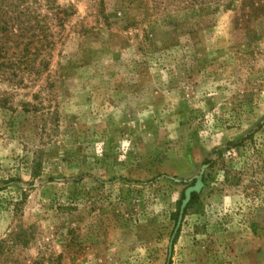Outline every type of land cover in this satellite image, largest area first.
<instances>
[{"label": "rangeland", "instance_id": "374dc122", "mask_svg": "<svg viewBox=\"0 0 264 264\" xmlns=\"http://www.w3.org/2000/svg\"><path fill=\"white\" fill-rule=\"evenodd\" d=\"M28 5L0 264H264V0Z\"/></svg>", "mask_w": 264, "mask_h": 264}, {"label": "trees", "instance_id": "16d2710c", "mask_svg": "<svg viewBox=\"0 0 264 264\" xmlns=\"http://www.w3.org/2000/svg\"><path fill=\"white\" fill-rule=\"evenodd\" d=\"M196 1L198 0H193V3ZM28 3L29 0H0V75L3 78L10 77L11 74L17 75V71L27 68L34 71V60L29 56V47L33 41L36 42L35 39L39 40V35L35 32L36 28H32V18L36 17ZM198 196L196 191L190 192L184 212Z\"/></svg>", "mask_w": 264, "mask_h": 264}]
</instances>
